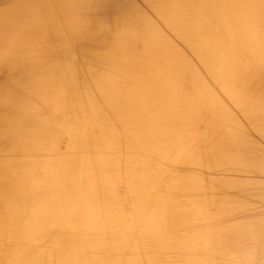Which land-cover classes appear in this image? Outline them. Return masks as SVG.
I'll return each instance as SVG.
<instances>
[{
    "label": "bare ground",
    "instance_id": "6f19581e",
    "mask_svg": "<svg viewBox=\"0 0 264 264\" xmlns=\"http://www.w3.org/2000/svg\"><path fill=\"white\" fill-rule=\"evenodd\" d=\"M0 264H264V0H0Z\"/></svg>",
    "mask_w": 264,
    "mask_h": 264
}]
</instances>
